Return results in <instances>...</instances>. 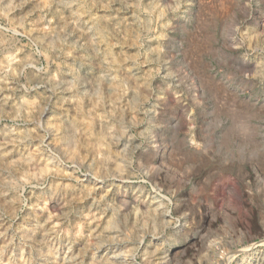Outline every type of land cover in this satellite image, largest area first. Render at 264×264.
<instances>
[{"label": "rangeland", "instance_id": "1", "mask_svg": "<svg viewBox=\"0 0 264 264\" xmlns=\"http://www.w3.org/2000/svg\"><path fill=\"white\" fill-rule=\"evenodd\" d=\"M118 254L264 264V0H0V264Z\"/></svg>", "mask_w": 264, "mask_h": 264}, {"label": "bare ground", "instance_id": "2", "mask_svg": "<svg viewBox=\"0 0 264 264\" xmlns=\"http://www.w3.org/2000/svg\"><path fill=\"white\" fill-rule=\"evenodd\" d=\"M122 254V253H121ZM121 254H118V255H116V256H114L113 257V259L115 260V261H118L119 263H123L124 262V259H123V256L121 255ZM126 257V256H125ZM126 260V259H125ZM126 262V261H125ZM125 262H124V264H125Z\"/></svg>", "mask_w": 264, "mask_h": 264}]
</instances>
